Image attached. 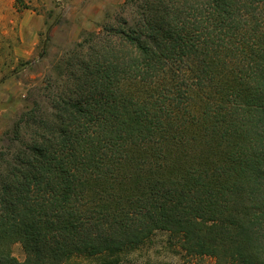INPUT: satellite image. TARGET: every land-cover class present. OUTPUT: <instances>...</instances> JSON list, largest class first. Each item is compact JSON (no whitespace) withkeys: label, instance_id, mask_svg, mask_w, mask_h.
<instances>
[{"label":"trees","instance_id":"obj_1","mask_svg":"<svg viewBox=\"0 0 264 264\" xmlns=\"http://www.w3.org/2000/svg\"><path fill=\"white\" fill-rule=\"evenodd\" d=\"M126 3L15 124L0 264H123L158 232L188 259L264 264V0Z\"/></svg>","mask_w":264,"mask_h":264},{"label":"rangeland","instance_id":"obj_2","mask_svg":"<svg viewBox=\"0 0 264 264\" xmlns=\"http://www.w3.org/2000/svg\"><path fill=\"white\" fill-rule=\"evenodd\" d=\"M126 1L16 0L20 18L26 13L30 23L41 28L36 45L27 46L19 28L6 32V27L0 26V156L7 158L23 146L20 141L13 142L16 122L35 102L49 105L44 93L47 80L49 76L56 78L59 64L76 44L88 32L101 31L105 26L120 27L123 20L132 21L135 8ZM24 33L29 36L27 31ZM21 135L27 140L30 133L23 130ZM12 246V254L24 260L22 244L15 242ZM126 259L123 264H218L215 257L188 259L180 248L170 246L165 232H158L149 246ZM65 264L100 263L96 258L82 256Z\"/></svg>","mask_w":264,"mask_h":264},{"label":"crops","instance_id":"obj_3","mask_svg":"<svg viewBox=\"0 0 264 264\" xmlns=\"http://www.w3.org/2000/svg\"><path fill=\"white\" fill-rule=\"evenodd\" d=\"M15 3L16 0H0V26L6 27V32H9V30L12 32L15 27L19 28L22 33L23 44L34 46L36 45L41 25H32L26 17V13H24L23 19L20 18ZM33 14H36V12H33ZM24 31H27L29 36L27 34V36L24 35Z\"/></svg>","mask_w":264,"mask_h":264}]
</instances>
